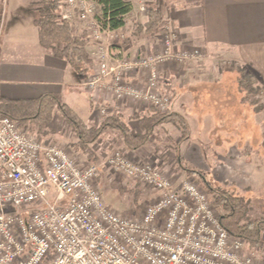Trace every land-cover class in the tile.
<instances>
[{
    "label": "built area",
    "instance_id": "built-area-1",
    "mask_svg": "<svg viewBox=\"0 0 264 264\" xmlns=\"http://www.w3.org/2000/svg\"><path fill=\"white\" fill-rule=\"evenodd\" d=\"M147 15L148 0H127ZM94 0H64L61 18L87 26L98 44L96 70L83 86L107 90L115 102L170 110L161 68L201 60L198 49L177 50V32L163 21L160 50L114 65L106 44L122 36L96 15ZM143 73L145 84L128 77ZM106 117V109L101 110ZM115 173L150 186L158 197L140 217L110 207L96 182L99 169L80 165L70 151L46 144L8 116L0 117V264H264L262 246L249 248L223 227L209 195L186 178L170 181L159 166L135 163L122 152L107 161Z\"/></svg>",
    "mask_w": 264,
    "mask_h": 264
},
{
    "label": "crops",
    "instance_id": "crops-1",
    "mask_svg": "<svg viewBox=\"0 0 264 264\" xmlns=\"http://www.w3.org/2000/svg\"><path fill=\"white\" fill-rule=\"evenodd\" d=\"M148 7L159 10L164 21H168L177 32L175 49H199L205 52L203 60H195L183 67L169 64L161 68L160 89L171 97L170 110L186 118L189 126L194 121L195 129L203 131L205 137L208 138L206 133L212 132L209 137H213L215 145L219 147V156L210 167L204 160L200 144L190 140L189 135L181 147L185 159L189 163L194 159L197 168L213 172L211 176L216 181L236 186L241 191L254 188L256 183L257 186L264 185V108L260 112L254 109L252 126L257 131L254 142L257 148L253 156L246 149L251 141L243 136L242 128H237V124L233 123L238 118H234L231 111L211 109L208 112L200 107L207 103L214 106L232 103L233 95L226 77L233 72L231 69L222 72L219 67L221 62L240 65L253 74L262 87L263 93L258 98H262L264 104V0H148ZM147 21V15H140L134 10L131 22L116 30L123 41L130 40V44L125 46L121 41L119 46L111 48L114 65L129 54H151L160 48V34L151 37L143 33L133 37V24H145ZM34 26L32 28L36 33L29 40L18 29L8 31L6 19L1 34L0 97L39 99L53 94L59 99L61 96H76L79 102L84 93L89 99L86 113L89 119L83 120L95 123L96 107L112 109L116 102L106 91H88L83 86L87 79L77 74L60 55L44 48L39 42L38 29ZM128 81L141 86L145 84V76L139 72L129 76ZM127 105L131 111L133 106H139L140 109L134 111L138 113L150 108L134 102ZM70 106L78 113L72 104ZM239 119L243 120L242 117ZM101 121L98 117L96 124ZM222 137L224 146L220 142ZM138 152L141 150L129 153L136 158ZM195 152L199 157L192 156Z\"/></svg>",
    "mask_w": 264,
    "mask_h": 264
},
{
    "label": "trees",
    "instance_id": "trees-1",
    "mask_svg": "<svg viewBox=\"0 0 264 264\" xmlns=\"http://www.w3.org/2000/svg\"><path fill=\"white\" fill-rule=\"evenodd\" d=\"M64 0H34L36 13L34 25L38 29L40 44L60 55L73 70L84 79L92 74V60L86 50L88 39L73 30L71 23L61 18ZM101 9L100 20L111 30L124 28L131 22L132 6L127 0H94ZM145 24H136V33L143 30L149 35H156L164 18L159 10L150 7ZM232 72L236 74L239 91L245 95L249 104L256 112L264 108L263 93L256 77L246 68L234 64ZM153 110V111H152ZM151 114L133 115L127 121L121 113L108 114L98 127L89 126L86 121L68 104L59 100L56 95L47 94L39 99H7L0 97V117L8 116L21 128L30 133H42L51 125L54 115L58 113L73 129L76 135L74 150L98 160L91 146L98 142L107 130H116L126 148L139 150L153 137L158 127L166 122L181 126L182 141L190 135L185 118L172 110L161 113L152 108ZM130 121L138 123V127L130 125ZM181 142V140H180ZM179 159V165L185 173L199 180L208 193L212 203L220 214L223 227L234 237L242 238L249 248L262 246L261 229L264 219H250V200L236 186L221 184L207 178V175L192 166L189 162ZM181 161V162H180ZM184 165V166H183ZM137 198V197H136ZM137 201V200H136Z\"/></svg>",
    "mask_w": 264,
    "mask_h": 264
},
{
    "label": "rangeland",
    "instance_id": "rangeland-1",
    "mask_svg": "<svg viewBox=\"0 0 264 264\" xmlns=\"http://www.w3.org/2000/svg\"><path fill=\"white\" fill-rule=\"evenodd\" d=\"M33 1L34 0H0V55L3 49L1 34L3 32L6 19H7L8 31H16L18 29L23 37L28 38L29 40L33 38L32 35L36 33L33 31L32 28L34 26L33 24L36 15V13L34 12L35 8L33 5ZM95 13L97 16L101 15V9L99 6L96 8ZM71 25L73 26V30L76 34L80 36L85 35L86 38L88 39L86 50L89 55V59L92 60L93 62L91 71L92 73H94L97 65V61L95 59V52L98 48V44L94 40L89 38L87 26L85 23L75 19L74 22L71 23ZM135 25L136 23L133 24L134 26L133 37H139L143 33L149 35L145 33V31L143 30L136 33ZM138 25H142V24H138ZM34 28L36 27L34 26ZM160 33L161 30L158 34ZM156 35L153 36L149 35V36L155 37ZM128 37L129 35L126 34V38ZM120 42L125 46L130 44V40L123 41V38H120L117 40H111L109 43L106 44V47L110 49V53H111L112 51L111 48L119 46ZM91 47H92V51H91ZM159 50L160 48L157 51ZM187 50H193V49H187ZM157 51L153 53H156ZM201 53L205 55L204 54L205 52L201 51ZM146 54L149 53H144L141 55H146ZM132 56L133 54H129L127 55V58H131ZM203 59H205V56L202 58V60ZM221 63L222 65L220 64L219 67L222 72H224L225 69H231V70L233 69L234 64L230 65L231 64L230 62H228L227 64H225V62H221ZM235 76H236L235 73L233 74L229 73L226 77L227 85L228 87H231V90L230 89L229 90L232 91V95H233L231 104L214 106L211 103H207L200 107L203 110L207 109L208 112H210L211 109L213 111L216 110L218 112L219 111L224 112V110H227V112L229 113L231 111L232 116L234 118H238V120L234 121L233 123L237 124V128H242L243 136L245 135V137L247 139L249 138L251 141V142L249 141L250 142L249 146L247 145L246 147V149L248 150L247 152L250 153V155L255 156L257 147H256V143L254 142L256 141L255 139H256L257 131L252 126L255 111L253 106L249 104L248 100L244 99L245 95L241 93L239 89H237V81ZM103 91L109 93L112 99L114 100V97L110 92H108L107 90H103ZM258 96L261 95L259 94ZM76 98H77L76 96L75 97L61 96L60 97L61 100L60 99L59 100L63 103H68L70 105L72 104L73 107L78 111L80 116L87 120L88 114L86 113H88L89 99L85 96L84 93H82V100H80L79 102H77ZM128 102L129 101L121 102V103L116 102L115 106L112 109H107L97 106L96 111L94 113L95 123L87 122L88 125L93 127H98L101 124V123L99 124L96 123H98L97 122L98 117H100L102 121L105 118L104 115H102L101 113L102 109H106L108 114L121 113L127 121H129L130 120L129 118L132 117L133 115L151 114L150 112L153 107H151L150 105H148L150 108L146 109L145 112L138 113L134 111H138L140 107L133 106V109L131 111V109H129V105H127ZM219 108H221V110ZM241 117L243 118V120L239 119ZM186 122L188 124L187 120ZM130 123H132L133 127L135 128L138 127L137 122L130 121ZM188 127L189 130L192 131V133L190 134V138H191L190 140H193L195 142L197 141V143L200 144V148L201 150H203L204 160H206V163L209 164L211 167L212 163L216 160V157L219 156V155L217 156L219 147L215 145V141L213 140V137H209L212 136V132L209 131L208 133H206L208 138L205 137V133L203 131L195 129L194 121L190 122V126L188 124ZM240 131L241 130H238V132ZM31 134L37 136L41 141H43L46 144L57 145L59 147L67 149L72 153V155L76 158L77 162L80 165L97 166L99 169V177L97 179L98 181L96 182V184L100 189L104 200L110 207L114 208L115 210H117L118 212L122 213L124 216L127 217H131V218L140 217L145 212L146 208L151 203H153V201L157 199L158 194L150 186H147L146 184L141 183L140 181L134 180L132 178L125 177L119 173H115L108 165H106V161L117 152H122L128 159H130L135 163H152L156 166H159L161 170L165 173V176L174 184H178L181 180L189 178L195 180L199 184V186L204 191H206L201 186L199 180L193 178L192 176H189L179 165V159H183L182 160L183 163L185 161H188L185 159L183 152H181L182 151L181 147L188 138L182 141L181 126L177 123L166 122L162 124L160 127L156 129L155 134L150 139V141L143 148L139 150H130L126 148L120 138V133L118 131L107 130L103 133L101 139L91 146L98 160L88 157L86 154H83L80 151L74 150L72 146L77 140L76 135L73 129L71 128V126L58 113L54 115V119L51 125L48 126L44 132L38 133L37 131H34V133ZM227 139H229V137ZM233 139H235V137H233ZM211 141L212 144L210 143ZM220 142L222 143L221 145L224 146L225 143L224 137L221 138ZM189 143L187 142V145ZM140 150L141 152L137 153L136 158L132 157L133 155L129 153ZM189 154H191V150H189ZM192 156L197 157L198 154L195 152ZM192 161H193L192 163L194 164L192 163L190 164L195 168H197L194 159H192ZM197 169L203 171L207 175V178L209 180L216 181L211 176L213 172L209 170H202L200 168ZM250 190L253 192H251ZM241 193H243V195L250 200L249 218L254 220L264 219V185L262 184L257 186L256 183V185H254V188H251L249 190L247 189L243 190L241 191Z\"/></svg>",
    "mask_w": 264,
    "mask_h": 264
}]
</instances>
